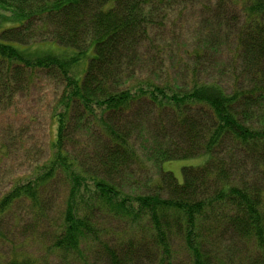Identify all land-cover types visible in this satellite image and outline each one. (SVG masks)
<instances>
[{
  "label": "trees",
  "instance_id": "trees-1",
  "mask_svg": "<svg viewBox=\"0 0 264 264\" xmlns=\"http://www.w3.org/2000/svg\"><path fill=\"white\" fill-rule=\"evenodd\" d=\"M195 1L0 0V181L40 149L25 100L43 79L60 91L48 159L0 196V264H264V0L206 12L234 44L225 87L174 77L162 35ZM202 156L182 184L163 170Z\"/></svg>",
  "mask_w": 264,
  "mask_h": 264
},
{
  "label": "rangeland",
  "instance_id": "rangeland-1",
  "mask_svg": "<svg viewBox=\"0 0 264 264\" xmlns=\"http://www.w3.org/2000/svg\"><path fill=\"white\" fill-rule=\"evenodd\" d=\"M214 2L215 0H196L184 8L175 7L169 13L173 16L170 17L166 29L170 28L172 31L164 32L162 38L172 48L175 62L180 65L178 74L174 76L177 80H180L181 76H190L196 68L203 82H217L224 87L229 84V79L221 76L220 72L229 66L234 44L230 38L228 40L226 37L230 34L228 29L225 26L218 27L213 17L209 16L214 13H206L213 7ZM31 95L32 97L25 100L23 105L22 119H31L35 122L40 149L28 159L24 155L18 159H12V163L9 164L11 170L8 168L1 170L0 196L7 192L14 182L23 181L35 173L36 169L48 159L50 143L56 137L58 125L54 115L60 91L52 82L43 79L39 86L34 87ZM16 107L14 105L12 109L16 110ZM207 160L208 157L202 156L194 159L166 161L163 163V170L172 173L179 184H182L183 168L202 167ZM158 175L159 170L151 168L148 179L152 181ZM123 190L130 194L144 192L141 185H125ZM23 215V210L14 209L13 218L7 219L11 230L9 234L13 235L17 243L23 241L24 230L27 234L32 232L29 226L32 223L31 220L29 218L25 220ZM25 248L35 257L39 254L43 255L36 243L30 247L25 245ZM4 249H9V246L6 245Z\"/></svg>",
  "mask_w": 264,
  "mask_h": 264
}]
</instances>
